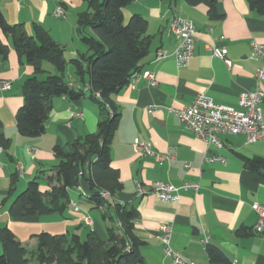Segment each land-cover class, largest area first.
<instances>
[{"label": "crops", "instance_id": "crops-1", "mask_svg": "<svg viewBox=\"0 0 264 264\" xmlns=\"http://www.w3.org/2000/svg\"><path fill=\"white\" fill-rule=\"evenodd\" d=\"M59 7L65 11L64 18L55 16ZM85 9L82 0H0V12L9 25H23L30 35L35 24L41 25L65 49L67 60L89 54L76 33L78 15ZM208 12L206 4L191 6L187 0H136L123 10L126 22L133 15L144 17L148 34L153 36L151 52L138 72L139 80L113 96L120 119L110 144L112 167L120 172L123 185L118 201L134 207L139 214L135 232L145 243L143 264H176L165 254L160 238L163 225L171 227V248L185 261L212 264L206 248L213 245L233 264H264V234L254 232L258 216L252 209L254 203L264 205V178L251 173L246 165V158H264V139L248 144L244 135H221L223 147L213 146L208 151L205 142L169 111L190 105L200 94L238 109L241 93L256 87V73L264 66V58L253 57L251 45H264V18L250 10L247 0H218L220 19L212 20ZM175 15L192 22L197 31L194 58L185 68L178 66L174 56L180 41L169 30ZM0 39L10 48L7 56H0V82L10 85L8 90L0 86V121L11 139L9 151L0 148V227H8L29 252L37 247L35 236L41 233L77 231L84 235V229H89L105 239L107 227L115 222H104L102 209L84 207L82 202L86 203L88 194L78 189L71 192V198L80 214L71 207L64 214L24 219L10 216L9 205L31 180L39 179L43 191L54 186L49 180L55 177L59 162L55 148L96 133L101 109L89 93L77 101L56 97L46 132L38 138L20 135L16 115L25 102L22 85L34 70L20 60L11 38L1 29ZM212 48L226 49L231 66L213 57ZM160 51L168 56L157 60ZM43 68L46 73L40 75L41 79L56 74L53 65L44 63ZM144 72L155 76V86L142 76ZM70 74L73 79L66 80L76 85L74 70L69 67ZM262 109L264 121V103ZM136 140L150 143L157 154L170 159L158 162L152 156L137 155L133 148ZM208 156H220L224 162L206 161ZM86 169L89 172V167ZM15 173L19 181L8 199ZM137 181L144 186L156 182L176 186L198 183L200 189L181 192L177 202H164L153 194L137 197ZM85 215L92 219L93 227L82 222Z\"/></svg>", "mask_w": 264, "mask_h": 264}, {"label": "trees", "instance_id": "trees-1", "mask_svg": "<svg viewBox=\"0 0 264 264\" xmlns=\"http://www.w3.org/2000/svg\"><path fill=\"white\" fill-rule=\"evenodd\" d=\"M82 1L86 9L78 15L76 33L89 54L71 60L66 59L65 49L41 25L35 24L30 35L23 25H9L0 12V29L11 38L20 60L34 70L33 76L22 85L25 102L16 115L20 135L42 136L53 100L56 97L80 100L86 94L85 84L90 85L89 96L101 109L96 133L55 148L59 162L55 177L49 180L54 186L43 191L39 179L31 180L9 205V214L13 219L64 214L72 207L71 192L81 188L88 194L87 206L102 209L103 221L116 225L107 227L105 239L89 230L84 235L77 231L63 235L41 233L35 236L37 247L31 252L8 227H0V264H30L32 260L36 264L144 263L145 243L135 232L139 214L134 207L118 201L123 185L120 172L112 167L110 144L120 119L113 106V96L127 87L131 77L140 71L141 63L151 52L153 36L148 34V21L144 17L133 15L125 21L124 8L136 0ZM247 1L250 10L264 18V0ZM217 2L187 0L191 6L206 4L212 20L221 18ZM9 51V46L0 39V56H7ZM44 63L53 65L56 74L41 79L40 75L46 73ZM69 67L74 70L75 88L66 80ZM97 93L100 98L96 97ZM10 147L11 139L6 137L0 121V148L9 151ZM246 165L251 173L264 178V158H246ZM18 181L19 174H13L8 199L16 192ZM104 193H109L111 199H106ZM206 251L212 264H233L213 245H207Z\"/></svg>", "mask_w": 264, "mask_h": 264}, {"label": "built area", "instance_id": "built-area-1", "mask_svg": "<svg viewBox=\"0 0 264 264\" xmlns=\"http://www.w3.org/2000/svg\"><path fill=\"white\" fill-rule=\"evenodd\" d=\"M57 18H64L65 11L62 8H57L55 11ZM170 34L179 39L180 44L174 51L179 67H188L194 58L195 42L197 31L195 25L182 18L180 15H175L169 24ZM212 56L223 60L228 67L232 62L227 58V50L224 48H212ZM253 57L261 56L264 58V45L253 43L251 45ZM168 54L160 51L157 60L165 59ZM148 79L150 85H156V78L150 72H144L142 75ZM140 78V73H135L130 83L135 84ZM264 66L260 67L256 73V87L254 90H244L239 98V108L226 106L216 103L213 99L204 94H200L188 106L183 108H169L170 113L174 114L184 126L192 131L198 138L203 140L209 151L211 147L222 148L223 143L220 139L221 135L240 136L244 135L247 138L248 144H255L264 139V121L263 109L264 103ZM3 90L10 89V85L5 82H0ZM75 88L74 84H71ZM83 91L88 93L90 85L85 84ZM96 97L100 98L97 93ZM75 116L81 117V113H76ZM134 151L137 155L152 156L158 162H164L170 159L169 156L157 154L152 145L148 142L136 140L133 144ZM209 162H224L220 156H208L205 159ZM187 167H189L187 165ZM21 169V167H18ZM200 185L198 183H185L182 186L174 184L156 182L150 186H144L140 182H136L137 197H145L150 194L156 195L158 199L164 202H177L180 200V194L183 191L198 192ZM83 193L81 188H78ZM85 195V194H83ZM106 199H111L109 193H104ZM71 206L75 213L80 214V208L75 202H71ZM252 209L258 216L257 224L254 227L256 234H264V205L254 203ZM82 222L89 227H93V221L88 216H82ZM160 238L165 245V254L168 257H173L176 264H195L188 262L183 257L173 251L171 248L172 229L169 225H163L160 228Z\"/></svg>", "mask_w": 264, "mask_h": 264}, {"label": "rangeland", "instance_id": "rangeland-1", "mask_svg": "<svg viewBox=\"0 0 264 264\" xmlns=\"http://www.w3.org/2000/svg\"><path fill=\"white\" fill-rule=\"evenodd\" d=\"M47 66H51L52 67V65L50 64V63H45ZM48 64H50V65H48ZM71 69H72V67H70ZM67 80H69V79H73V75L72 74H70V75H67V78H66ZM83 203V205H84V207H86L87 205H86V203H84V202H82ZM89 211V210H88ZM89 214L91 215V216H96V212H94V211H89ZM89 229H84V232H85V234H86V232L88 231ZM0 253H1V250H0ZM31 259V258H30ZM33 261V260H32ZM31 261V262H32ZM30 264H32V263H30ZM36 264V263H35Z\"/></svg>", "mask_w": 264, "mask_h": 264}]
</instances>
